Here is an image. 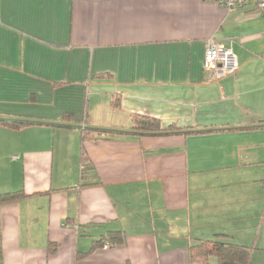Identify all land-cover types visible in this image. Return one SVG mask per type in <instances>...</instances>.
<instances>
[{"label":"crops","instance_id":"obj_1","mask_svg":"<svg viewBox=\"0 0 264 264\" xmlns=\"http://www.w3.org/2000/svg\"><path fill=\"white\" fill-rule=\"evenodd\" d=\"M210 38L232 46L235 73L207 75ZM134 114L209 132L82 144L83 128L128 129ZM0 118L35 121L0 124V194L26 193L0 204V264H189L197 240L249 246L232 222L256 210L264 220V16L253 5L0 0ZM115 230L124 243L77 259Z\"/></svg>","mask_w":264,"mask_h":264},{"label":"trees","instance_id":"obj_2","mask_svg":"<svg viewBox=\"0 0 264 264\" xmlns=\"http://www.w3.org/2000/svg\"><path fill=\"white\" fill-rule=\"evenodd\" d=\"M101 75L99 77H107ZM115 105L117 103L115 102ZM65 122L73 120L71 115L64 116ZM35 121L28 119H10L0 118V124L12 129L20 130ZM61 126H70L60 123ZM213 131V130H212ZM209 130H196L181 128L176 125L163 127L160 119L143 114H134L131 119V126L128 129L122 128H101V127H85L81 130V141L84 144L87 141L111 140L121 138L128 133L148 136H168L172 134H190L204 133ZM81 162L84 172L94 171L95 167L84 149L82 150ZM26 196L25 191H15L0 194V204L18 201ZM228 234H217L214 239H199L189 247V264H251L253 258V249L249 246L233 242L229 239ZM126 240L124 231H109L99 240L93 242L89 251L80 252L77 259H81L98 247H102L106 242L111 244H122ZM51 252L55 251V246L49 247Z\"/></svg>","mask_w":264,"mask_h":264},{"label":"built area","instance_id":"obj_3","mask_svg":"<svg viewBox=\"0 0 264 264\" xmlns=\"http://www.w3.org/2000/svg\"><path fill=\"white\" fill-rule=\"evenodd\" d=\"M229 10L249 5L255 6L264 16V0H215ZM239 62L230 44L221 43L213 38L206 42L204 70L212 79H220L236 72Z\"/></svg>","mask_w":264,"mask_h":264},{"label":"rangeland","instance_id":"obj_4","mask_svg":"<svg viewBox=\"0 0 264 264\" xmlns=\"http://www.w3.org/2000/svg\"><path fill=\"white\" fill-rule=\"evenodd\" d=\"M232 224L236 229L239 228V225L240 227H242L241 224L245 226L244 229H241V233L237 235V238L240 239L244 237L245 242H248L249 246H253L257 235L259 234L258 242L256 243V246L254 245L253 248V258L251 264H264V249L261 248V246L264 245L263 210H261L260 214L257 210L256 212L252 211L251 215H246L242 217L241 220L232 222ZM253 226H256V229H254V231L251 233ZM246 234H248V236ZM251 238L254 240H251Z\"/></svg>","mask_w":264,"mask_h":264}]
</instances>
